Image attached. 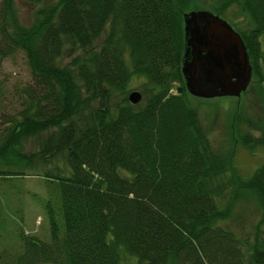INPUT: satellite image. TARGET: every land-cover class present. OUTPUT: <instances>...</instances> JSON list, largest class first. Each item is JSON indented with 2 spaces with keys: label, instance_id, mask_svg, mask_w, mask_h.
I'll use <instances>...</instances> for the list:
<instances>
[{
  "label": "trees",
  "instance_id": "1",
  "mask_svg": "<svg viewBox=\"0 0 264 264\" xmlns=\"http://www.w3.org/2000/svg\"><path fill=\"white\" fill-rule=\"evenodd\" d=\"M26 1L40 5L30 24L0 0V66L20 53L29 70L18 106L0 107V178L44 167L50 236L19 233L21 250L0 253V264H264L261 222L252 237L232 225L238 204L264 213V161L233 174L235 145L264 149V118L232 112L229 146L214 148L182 71L184 15L235 3L251 25L235 28L249 85L263 96L264 0ZM133 78L137 104L127 99ZM57 157L66 167L49 168Z\"/></svg>",
  "mask_w": 264,
  "mask_h": 264
},
{
  "label": "rangeland",
  "instance_id": "2",
  "mask_svg": "<svg viewBox=\"0 0 264 264\" xmlns=\"http://www.w3.org/2000/svg\"><path fill=\"white\" fill-rule=\"evenodd\" d=\"M17 7L19 18L23 24H30L35 18V12L39 4L31 5L26 0H14ZM206 3H216L214 0H202ZM197 10H208L207 6H201ZM214 13V12H213ZM216 14V13H215ZM234 28L247 30L251 27L248 18L240 13L235 3L230 4L225 12L219 15ZM263 40V36L259 37ZM29 79V70L22 54H15L5 58L0 66V107L4 106L5 112H12L13 107H17L15 101L14 88L22 87ZM141 79H132L128 89L141 92ZM178 85V84H176ZM264 89V88H263ZM174 91V89H173ZM191 102L196 106L201 120L208 130L209 138L216 149H224L229 146L227 141L229 133L230 115L237 110L247 119L258 121L264 118V95L254 86L248 88L237 97L221 96L215 98L193 97ZM0 111V124L5 123ZM10 115V113L8 114ZM36 141L26 142L28 150L36 148ZM264 161V149L257 148L251 152L239 145H235L233 151V174L237 173L241 177H249L253 171ZM53 164L59 167H66L65 161L61 157L52 160ZM38 167L44 170L42 165ZM47 166H45L46 168ZM38 170L25 169L23 173L8 178H0V213L2 216L0 229V253L7 251L21 250V243L18 238L19 233L33 235L42 240L49 239V217L47 214V203L50 201L49 191L53 188L47 184L46 178ZM67 175V173H64ZM55 187V186H53ZM52 200L54 207L59 206V195L57 201ZM60 215L62 213L60 211ZM258 221L264 229V213L252 203L247 205L238 204L234 214L233 227L242 235L252 237L255 233ZM130 264H136V258L131 257ZM129 260V259H128ZM127 260V261H128Z\"/></svg>",
  "mask_w": 264,
  "mask_h": 264
},
{
  "label": "water",
  "instance_id": "3",
  "mask_svg": "<svg viewBox=\"0 0 264 264\" xmlns=\"http://www.w3.org/2000/svg\"><path fill=\"white\" fill-rule=\"evenodd\" d=\"M184 29L190 53L182 66L186 90L200 98H238L251 81V65L239 32L208 10L187 12ZM176 93H183L181 85ZM127 99L137 104L142 94L132 90Z\"/></svg>",
  "mask_w": 264,
  "mask_h": 264
},
{
  "label": "flooded vegetation",
  "instance_id": "4",
  "mask_svg": "<svg viewBox=\"0 0 264 264\" xmlns=\"http://www.w3.org/2000/svg\"><path fill=\"white\" fill-rule=\"evenodd\" d=\"M236 30V29H235Z\"/></svg>",
  "mask_w": 264,
  "mask_h": 264
}]
</instances>
